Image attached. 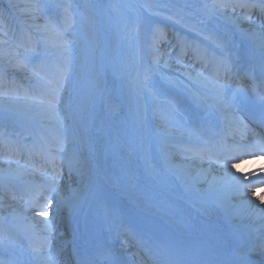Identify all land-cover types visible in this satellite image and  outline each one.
I'll use <instances>...</instances> for the list:
<instances>
[{"label":"bare ground","instance_id":"1","mask_svg":"<svg viewBox=\"0 0 264 264\" xmlns=\"http://www.w3.org/2000/svg\"><path fill=\"white\" fill-rule=\"evenodd\" d=\"M0 1L2 2V0ZM78 1L79 7H76V5L73 3H77ZM122 1L123 0H74L73 3H70L71 0H49V2L59 3L62 5L70 3L72 7L76 9V12H73V15L86 17L85 20H88L90 24L85 26V30L88 34L87 36L93 41L90 45H86V43L82 42L84 44V47L81 49L82 52H80V49L78 48H74V51H71L72 58L76 57L75 60L80 61L83 59L85 62L82 63L85 64V66L90 67V72L81 70L79 65L74 63V61L71 62L70 66H73L72 68H74V71L77 72L71 70L72 68H70L69 71L76 73L75 77L77 78L76 81H64V88L62 89V91H68L67 96H70L71 100L70 102L66 103V106L62 107L60 111L61 114H55V119L62 118L65 119V122L56 120V122L52 123L48 122V120H45L47 124L58 129V132L55 133V135L52 134L54 138L57 136H62L65 138V144L75 143L74 146L80 147L82 151L84 150V156H86L88 161V163L82 168V171L84 172L83 177L77 175L76 172L69 174L67 164L66 166L64 165L67 168L65 171H67V175L69 177L67 185H63L67 195L66 198L72 197L75 194V197L78 200V206L73 209L65 207L57 215H52L50 217V219L54 220L55 229H58V231L64 230L61 233H56L57 239L59 240L53 239V242L55 243L63 242L64 239L67 238L65 237V230L70 229L71 231L69 233H75L73 230L75 228V231H78V224L81 222L80 214L85 204H87L91 192H93L95 188L100 192L102 189H104L103 186L105 185L108 187L113 185L117 186L116 193L111 195V200L113 202V211L119 214L121 217L123 212L118 210L123 203H125V205L130 204L132 206L129 216L135 221V218L138 216L136 212L147 211V205L159 209L161 204H163L161 201L168 199L170 201L169 205L171 209H181L185 217H189V220H192L195 222V224L197 223L201 225V228L205 226L214 228L217 225H224L225 222V218H222L218 209L217 214L210 212L202 215L196 210V208H191L188 206L184 199H180L172 195L174 193L172 190L174 189L177 192L190 194L191 196L196 194L203 196L207 194L209 185L199 184L194 188L190 187V190L189 186H184L183 182H185V179L182 183L177 181V178L180 179L182 177L178 176L179 173L178 175L176 174L173 167V165H175L172 157L174 154H172V151L169 152V149L167 148V145L170 143V141L176 140L177 133L168 131L171 129V127L168 126L171 125L168 119L154 115L158 108L157 102L152 97L153 93H148V91L145 90L146 88L143 86V81L138 80L140 78L142 79L143 73L146 72L150 66L146 65L148 66V69H146V67L142 65L143 60L141 57L143 56V52L140 53V50L137 49L141 48L143 51V49L147 48L149 45L152 47L154 46L152 39L153 33L150 35L147 33L148 31H142L144 24L148 25L149 22H154L157 25L160 24L161 26H164L165 24H169V22L164 21L167 20L169 16L176 15L177 13H179V15L184 18V24H177L179 28L184 26L187 29H190L189 32H196L200 30L205 32H215L217 35L230 40L229 47L225 49V52H239L243 46H255V42L249 36H246L240 31L236 30L233 25L228 24L223 18L218 16L214 18L206 17L204 15V5L207 4L210 8L213 0H141L142 4L147 6L150 12L153 13V16L154 14H161L163 19H159L155 16L153 17L152 15H146V18L144 16H139L136 10L131 11L129 9V7H131L130 4L127 8L125 2L122 4ZM21 2L25 4L27 3L26 0H21ZM1 5L3 6V4L0 3V6ZM61 10H63V8H61ZM2 12L4 23L9 26V29L16 30L15 35L11 30L8 31V34L10 36H16L19 41H24L27 36L20 32L19 29L21 27H26L27 24L31 23L28 17H22L21 12L18 11L17 8L10 7V4L2 7ZM54 17H57L60 21H62L64 13L58 14L57 16L55 15ZM142 17H144V21H142ZM201 20L204 22L200 23ZM36 22L41 25L46 23L41 19ZM170 24L174 26L171 22ZM161 26L158 25L159 28H162ZM176 27L175 31H177ZM252 27H254V25H251L247 22L240 23V28L242 29H250ZM146 28L147 30H150V27L147 26ZM29 31L31 32L32 43L35 42V37L40 38L42 35H44V33H42L44 30L36 31L35 29H29ZM152 31H154V29H152ZM69 32L70 33L67 34V37L68 40L72 41V45H74V41L75 43H80V38L77 35L75 26L72 27L71 31ZM129 33H131V35ZM181 35L183 34L181 33ZM119 36H121L120 40L118 39ZM197 37L200 39L201 36ZM121 39L124 43L121 41ZM159 39L161 38L158 37L157 40ZM186 40L197 43V40H194V37L192 39L187 36ZM163 42H165H161L163 45L170 44L172 40L170 36L167 35ZM136 46L138 48H136ZM123 48H125V56L119 55L124 52ZM73 52H76L77 54L74 55ZM140 54L142 56H140ZM120 56L126 58V61L121 60L122 58ZM165 59L166 58L160 59V67L158 71H156L158 74H153L152 76V87L159 94L161 91L175 92L174 98L178 100L180 99V104H182L183 107H187L190 113H193L194 111L196 112L197 108L188 105L185 99L181 98L180 93L183 91L181 90L180 92L176 86H180V83L177 81L193 83L189 85L195 86L194 90H197L199 85L195 84L194 82H188L187 78L182 75L184 70H176L177 65L174 60L167 59L171 67H165ZM147 61L148 59L144 60L143 64H147ZM113 62L118 65L119 68L122 67L123 69V71H121L116 77L113 76L111 71V65ZM8 66H11V64H8ZM1 70H4V68ZM96 73H98V75L100 74V77L104 79V84L102 83L103 85L107 83H111L113 85L112 93H114V89L117 90V92L120 93L118 97H123L122 100L109 97L107 94L108 91H93L87 86L94 85L93 81L98 83L97 79H99V77ZM106 78L108 80L110 78L109 81L115 80L108 82L105 80ZM7 82L8 83L5 85L0 84V92L7 90L10 92L19 93V91L24 89L22 88L24 85L18 84L19 81L17 80L12 79ZM71 90L73 91L71 92ZM42 94L44 93L42 92ZM96 94L99 95V99H95ZM183 101L186 103H183ZM107 104H109V107ZM142 107H144V109ZM15 110H18V108L15 107L14 104L9 105V111ZM113 112L115 113L114 115ZM36 114L37 113H35V115ZM189 116L192 115L189 114ZM69 117H72V121ZM42 119L43 118H41V120ZM39 120L40 119H36L35 121ZM92 121H94V123H92ZM72 122H74L75 128ZM63 126L66 127V130H59V128ZM33 127L34 125L31 123H24V121L18 122L17 119H14L11 115L5 114V116H3V114L0 113V131L7 129V135H10L8 136V139L11 137V140H17L11 136L12 134H9L13 129L28 130L29 132L24 131V133L22 132L21 134H23V136L26 134L25 136H27L28 133H32V135L28 136V138L33 139V133L36 132V136L38 134L36 130H40V128L36 126L34 128ZM96 127L97 129H100H94ZM31 128H33L34 131L31 130ZM150 132L152 133L149 134ZM179 136L183 135H178L177 137ZM156 138H160V140H162L160 144L161 146L159 145L155 147V145H153ZM164 148H167V150H164ZM152 149L154 150V154L147 155L148 151ZM75 154L80 155L78 151L76 153L73 152V154L68 153L66 155L65 161L74 157ZM153 157L158 158L160 162H164V166H166L173 175H177V178L171 175H165L166 173H162V171H160L157 167L152 170L146 168L148 165H150V167H154L155 160H152ZM124 162H127L126 167H122L125 164ZM1 166L0 187L3 188V191L9 194L16 193V196L18 191L22 192V190H20L18 187L19 185L14 182V180L17 178L20 180L18 183L24 184L25 187L36 184L35 177H28L24 175L25 173L23 171L15 173L16 170L10 171V169H4L5 166ZM133 170H136V175H143L144 177V181L136 179V183L142 191L136 192L139 194L140 202L135 200L133 195L134 192L132 191L133 189L129 188V186L133 183L126 184L124 181L119 182V179L117 178V176H120L119 174L124 173H128L136 178L135 174L132 172ZM11 172L13 175L10 177L9 174ZM105 172L109 175L114 174L113 178H108ZM240 172L241 170L238 169L237 174ZM89 180L94 183H89L91 185L87 184ZM167 181L169 183V187H167ZM197 188L200 189L199 192L196 190ZM92 198H94V194H91V199ZM17 199L22 200L21 196H17ZM238 199L239 197L233 198V201L235 202H233L232 205L234 207L238 202ZM255 204L260 208H264V205H260L259 201H255ZM117 205L118 209L116 208ZM9 209L10 208L8 206L6 208L4 207L0 209V213H6ZM55 209L56 203L54 204V208L51 212H54ZM209 210L215 211V205H213ZM4 216L7 217L6 215ZM16 216L27 217L17 214ZM43 219L45 218H41V220ZM4 222L11 224H23L25 222L29 223L32 221L19 218L14 220L12 216L9 218L7 217V220H4ZM235 222L245 224V227L251 229V227H257V225L262 221L256 220L255 216H248L243 219L238 216L237 218L233 219L231 223ZM35 224L37 229L40 224ZM1 227L10 234L8 227L3 225ZM41 228L42 227L39 226L38 229ZM80 235L81 233L76 236ZM35 236H37L34 237L35 240H32L38 243L39 236ZM70 236L75 237L73 234ZM52 237L53 236L51 235V238ZM20 245L23 244L19 243L18 246Z\"/></svg>","mask_w":264,"mask_h":264},{"label":"snow or ice","instance_id":"2","mask_svg":"<svg viewBox=\"0 0 264 264\" xmlns=\"http://www.w3.org/2000/svg\"><path fill=\"white\" fill-rule=\"evenodd\" d=\"M51 6L53 8H63V20L58 21L54 16H46V23L41 25L36 21L41 18L39 14L44 12L45 6L32 2H28L23 6L15 3L10 4V7L17 8L22 15L27 16L31 21L26 27L19 29L20 32L28 37L29 41H31L29 29H35L36 31L46 30L52 32L57 38L52 43V46L66 50L67 46L72 43V41L67 39L66 33L75 24L71 13L72 5L70 3L63 5L54 3ZM254 14L260 18L259 24L252 19ZM2 15L3 12L0 11V16ZM204 15L208 18L217 16L223 18L228 24L233 25L236 30L253 39L255 49L251 55L254 57L258 55L261 67L264 68V0H213L210 8L209 5H204ZM168 19L173 20L177 24H184V18L179 13L169 16ZM203 22V20L200 21V23ZM241 22H247L254 25V27L242 29L240 28ZM9 30L13 31L15 35V29H9L7 24H0V35L6 36ZM198 35L208 44L201 45L177 36L176 44L172 46V50L179 49L175 57L176 70L181 71L188 67L184 60L188 57L190 50V59L193 61L191 67L196 69L197 64L200 66L199 69L195 70L194 74L186 70L182 72V75L189 82L199 85L197 90L184 85L192 97L193 104L201 109L199 113L193 112L192 118L205 122L216 117L218 113L219 116L216 118L226 121L225 127L228 129L233 143L231 145L225 144L223 150L217 153H211L207 149H185L186 152L195 151V156L200 160L208 159L210 165H218V169L215 172L211 166L208 169H201L209 187L207 194L201 196L199 200L193 201L192 206L202 215L206 214L208 208L213 205L224 207L225 221L228 225L238 216L241 219L255 216L256 220L264 222V208H260L255 204V201H259L260 205H264V192L257 194L260 189H264V167L250 174L251 177H256L253 180L249 174H237L234 171L237 167L235 162L230 165V161L238 159L241 155L255 158H260L261 155H264V135L256 133L247 123V121H252L264 127V74L257 79L254 74L255 64H253L251 66L253 71L246 74V78L250 79L251 83L244 84L243 80L234 71L235 63L231 58L232 54H225V49L229 47L230 40L217 35L215 32H205L203 30L198 31ZM158 37L161 38V42L166 38L165 33L160 28H156L153 31V45H155ZM41 39L45 40L46 45L48 44L47 39L43 36L38 38L35 44L31 46H27L21 41L18 47L24 49L22 58L19 51L10 53V55L17 58L16 63L12 65L14 69L26 70L32 64V56L30 54L37 51L36 45L40 43ZM2 42L4 44L8 43L7 40ZM172 50L158 52V55L152 56V64L155 67H150L143 76V86L148 88L149 91H151L149 85L152 76L160 67L159 58L171 57ZM153 51L157 52L158 50L154 47ZM32 66L35 70L42 65L32 64ZM164 66L171 67L167 59L164 60ZM67 71V66H58L57 75L49 81L50 84L55 86L48 89L46 107L53 114L56 113V107L60 102V92L64 88ZM0 82H2V76H0ZM177 82L180 84L184 83L183 81ZM153 99L157 102V108L164 111L168 119L176 122V116L180 111L178 101L173 102L165 95L157 96L155 93H153ZM248 132L252 133L250 142L247 139ZM237 133L240 136V141L236 140ZM17 135L19 136L20 133H17ZM31 135L32 133H28L27 136H23L19 140H10L7 136V129L0 131V157L12 161L14 157L25 156L27 159L23 172L25 174L39 172L43 176L45 182L34 185L28 192V207L35 212V217L45 218L38 221L42 225L41 231L44 235L38 237V243H30L28 245L30 249L28 259H23L24 252L20 251V258L0 259V264H31L33 260H39L41 264H58L61 255L64 257V264H89L86 257H77L75 252L68 254L65 249L60 248L58 245L53 250L51 233L54 228V220L48 219L53 199L56 203V209L52 212L53 216L57 215L65 207L73 209L78 206L75 194L67 198L61 196L57 183L60 176L59 168L66 163L69 174L76 172L77 175L83 177L82 168L88 161L82 159L78 154L65 161L61 156L65 151V138L62 136L54 138L55 151H53L52 146L42 136L28 142V136ZM16 163H19V161L16 160ZM28 167L32 168V173L27 172ZM49 169H51V172ZM208 176H211L210 181L207 180ZM196 190L200 191L199 188ZM249 190H251V199L247 198ZM234 197H243L240 204L235 207L231 203ZM3 199V196H0V207L4 206ZM11 199H17V197L13 195ZM109 216V233L115 231L118 237H124L121 241L122 251L123 244L129 238H135L136 244L140 248H144L148 240L151 239V236H148L147 239L135 237V234L124 226L123 219L119 214L112 212ZM18 218L23 220L34 219V217H17L13 215L14 220ZM0 220H7V217H0ZM172 223L175 224L176 221H172ZM178 226H186L188 229L196 228V224L192 220L184 217H182V222ZM28 228L34 233L36 232V224L30 223ZM259 230L264 231V223L260 224ZM208 239L210 255H215L218 249L231 247L229 256L234 258L235 264H264V235L253 241L247 234L233 230L229 233L227 239L220 233H213ZM212 241H215V244H212ZM18 245L19 241L13 239L6 231L0 230V249L4 251L15 250ZM252 254H259V261H252L250 259ZM94 259L98 264H123V261L115 254L112 248L105 246L101 247ZM199 264H211V262H199Z\"/></svg>","mask_w":264,"mask_h":264},{"label":"rangeland","instance_id":"3","mask_svg":"<svg viewBox=\"0 0 264 264\" xmlns=\"http://www.w3.org/2000/svg\"><path fill=\"white\" fill-rule=\"evenodd\" d=\"M26 2L27 3L28 2L38 3L41 6H45L44 12L41 13L43 15H47V16H55L56 15L57 16L59 13H64V10L61 11V8H53L51 5L54 4V3L49 2V0H26ZM124 2L126 4L127 8L129 7V4H130L131 7H129V9L131 11H135L136 10L138 12L139 16H144V17L146 15H150L151 16L150 11L146 9V7L142 4V1L141 0L140 1L123 0L122 1V4H124ZM0 3L3 4V6L1 5L2 7H5V5H9L11 3H15L17 5H19V4L20 5H24L25 4V3H22L21 0H12V1L11 0H2V2L0 1ZM1 6H0V11H2V7ZM73 12H76V9H74L73 7H71V13H72V15L74 14ZM21 16L22 17H25V15H21ZM123 17H120V18H123ZM144 17H142V19H143L142 21H144ZM55 18L58 21H60L59 18H57V17H55ZM73 18L75 20V24L74 25L77 26V27H78V25L76 23H78V21H79V23H82V24L89 23L88 20H85L86 17H83V16L73 15ZM0 24H5L4 21H3V17L2 16H0ZM144 26H145V24L143 25V27ZM71 29L69 31H71ZM82 29H83V31H85L86 27L85 26L84 27L82 26ZM42 33H44V35L47 37V41H48V44L47 45L45 44V42L42 45L44 46V49L45 50H48L50 52V55L49 56L52 57V58L57 57L56 55H58V57H59L60 54H61L64 59L70 60L71 62H73V61H76L75 60L76 57H73L72 58V56H71V53L72 52L71 51H74V48H78V49H80V52H82L81 49H82V47H84L83 46L84 44L82 42H84V41H82L83 40L81 38L82 36L78 32H77V35L80 38V40H79V42H80L79 46L77 45V42L75 43V41H74V45H72V43H70L67 46V49L66 50L52 46V43H54L56 41V39H57L56 36L52 32L44 30V32H42ZM68 33H70V32H68ZM129 34L131 35V33H129ZM4 40H7L8 43L7 44H4L2 42ZM31 45H33V44H30L29 46H31ZM74 46H76V47H74ZM36 47H37L38 53L36 51L35 53H33V54L31 53L30 54L32 56V63L33 62L42 61V59H44V57L42 56V54L39 53L40 47L37 46V45H36ZM14 51H19L21 53V58L23 57L24 50L21 49V48H19L18 45L16 43H14V41L12 40V38H11V36L9 34H7L6 36L5 35H0V68L1 69H3V68L5 69L6 75H8V78L9 79L12 76V78L18 79V81L20 83H22V82H25L26 80H29L28 73H29L30 70H29V67L26 70H16V69H14L12 67V65L16 63V59H17L15 56L10 55V53L11 52H14ZM123 51L125 52V48H123ZM73 54L75 55L77 53L76 52H73ZM79 56H82V55H79ZM82 62H85V61H83V59H82L80 61V63H82ZM8 64H11V66H8ZM80 66H82V65H80ZM27 71H28V73H27ZM8 101H9L8 99H4L3 97H0V113H2L3 116H5V114H8V115H11L14 119H17V121L23 120V121H26V122H29V123L36 124L35 119L32 118V117H30V116H28L29 113H27L25 116H21L17 110H15V111H9V105H11V104ZM13 101H14L13 104H15V101L16 100H13ZM142 108L144 109V107H142ZM47 114H48V112L40 113L38 116H45ZM56 120H60V121H64L65 122V119H62V118H60V119L50 118L48 120V122L54 123V122H56ZM38 125H40V127H42L41 125H44V124H38ZM47 127L48 128H52L53 126H50V125L47 124ZM59 129L61 131H63V130H66V127L63 126V127L59 128ZM151 152H153V150H151ZM0 166H1V164H0ZM4 166L5 165H2L1 167H4ZM4 169H10V168H9V166H7V167L5 166ZM33 216H35V215H33Z\"/></svg>","mask_w":264,"mask_h":264}]
</instances>
